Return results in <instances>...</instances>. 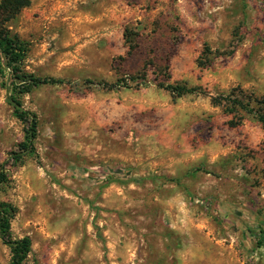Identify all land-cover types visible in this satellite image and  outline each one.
Segmentation results:
<instances>
[{
	"label": "rangeland",
	"instance_id": "1",
	"mask_svg": "<svg viewBox=\"0 0 264 264\" xmlns=\"http://www.w3.org/2000/svg\"><path fill=\"white\" fill-rule=\"evenodd\" d=\"M8 26L27 71L64 79L20 96L37 156L14 165L25 123L0 76L22 264H264V0H32Z\"/></svg>",
	"mask_w": 264,
	"mask_h": 264
},
{
	"label": "trees",
	"instance_id": "2",
	"mask_svg": "<svg viewBox=\"0 0 264 264\" xmlns=\"http://www.w3.org/2000/svg\"><path fill=\"white\" fill-rule=\"evenodd\" d=\"M32 0H0V76L3 84L11 91L9 95L10 103L13 106L15 116L25 123L24 139L17 145V149L12 151L11 159L14 165L23 163L27 157L37 156L35 140L38 136V116L34 111L26 109L20 96L30 92L33 88L44 84H55L64 82L63 78L52 76H37L24 68L29 45L22 40L18 34L13 33L8 23L14 19L22 9L31 5ZM134 45L130 46L133 50ZM171 92L177 96H182L189 92H194L195 87L176 84L168 85ZM242 108L254 111L250 103L241 99L233 101ZM264 105V101H261ZM258 119L264 126V110L256 111ZM9 181V173L2 168L0 170V188ZM17 213V207L9 200L0 199V237L11 251L9 264H22L32 250V238L29 235L16 237L12 231V220ZM253 237L257 239V246L264 245L263 224H256L249 227Z\"/></svg>",
	"mask_w": 264,
	"mask_h": 264
}]
</instances>
